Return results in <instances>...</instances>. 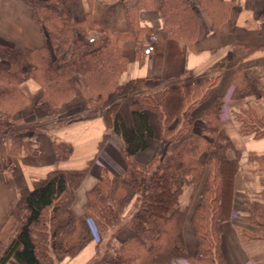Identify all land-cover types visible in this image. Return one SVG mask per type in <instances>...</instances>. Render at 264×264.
I'll return each mask as SVG.
<instances>
[{"label": "trees", "instance_id": "obj_1", "mask_svg": "<svg viewBox=\"0 0 264 264\" xmlns=\"http://www.w3.org/2000/svg\"><path fill=\"white\" fill-rule=\"evenodd\" d=\"M21 1L31 8L34 21L54 43L55 53L52 56L46 46L23 51L0 44V58L10 64L8 70L0 72V109L5 113V123L28 101L20 88L28 78L41 86L43 99L56 104L72 96L68 80L74 74L83 78L92 93V106L101 105L111 92L121 95L142 88L145 79L117 85L125 67L121 43L128 34L109 32L89 18L76 22L56 0ZM212 1L219 7L209 8ZM125 4L130 24L136 23L141 8H155L165 36L189 45L196 34L193 5L206 7L212 14L224 15L226 11V4L219 0H125ZM91 29L101 35L90 36ZM215 82L212 77L138 96L130 105L129 126L118 106H110L104 124L122 141L123 172L109 175L105 168L99 170L80 216L73 214L71 204L91 162L81 169L51 170L33 179L30 187L18 192L10 213L15 227L5 241H0V264L11 257L19 264H59L72 258L93 240L89 220L99 240L95 256L87 264H172L176 258L192 264H227L220 246L221 224L234 211L255 226L245 232L249 238L264 240V190L244 202L243 208L233 207L239 156L236 151L234 157L229 155L233 145L220 126L223 99L218 96L194 112ZM230 82L233 98L252 94L264 100V90L254 80L234 73ZM148 111L156 114L162 152L140 164L133 156L146 148V138L153 134ZM235 119L240 123V133L264 137V117H258L252 109L245 110L244 115L235 114ZM195 120L202 122L199 129ZM11 147L14 153L28 152L32 142L12 137ZM55 150L63 158L69 145L57 143ZM258 169L264 171V157L259 159ZM187 186L194 190L200 186L199 200L190 217L197 239L191 254L182 235L187 208L179 202ZM132 201L133 209L125 218ZM126 225L132 234L115 242V234Z\"/></svg>", "mask_w": 264, "mask_h": 264}, {"label": "crops", "instance_id": "obj_2", "mask_svg": "<svg viewBox=\"0 0 264 264\" xmlns=\"http://www.w3.org/2000/svg\"><path fill=\"white\" fill-rule=\"evenodd\" d=\"M219 1L226 4L224 15L212 14L203 6L191 7L196 34L189 45L165 36L160 14L155 8H141L136 23L130 24L125 0H56L76 22L89 18L109 32L128 34L121 43L125 67L119 73L117 85L145 80L142 88L136 91L121 95L109 93L99 106L91 105L92 93L78 74L68 80L73 89L72 96L58 104L43 99L42 88L33 79L22 82L20 88L28 97L26 104L11 113L8 123L3 121L5 113L0 109V241H5L15 227L10 213L19 190L30 187L33 179L42 178L51 170L81 169L91 162L71 204L73 214L80 216L84 213L87 192L95 185L99 170L105 168L109 175L123 172L122 141L104 124L110 106H118L129 126L130 105L138 96L212 77L216 78L214 86L194 112L218 96L223 99L220 126L233 145L229 155L234 157L236 151L239 156L233 183V207L236 210L243 208L244 202L264 190V171L258 169V161L264 157V137L240 133V123L235 119V114L244 115L248 109L258 117H264V100L252 94L233 98L230 82L232 75L237 73L254 80L256 86L264 90V0ZM216 7L219 6L212 1L209 8ZM89 33L93 37L101 35L93 29ZM151 36L155 38L151 40ZM0 44L23 51L46 46L54 56L52 41L34 21L31 8L21 0H0ZM9 67V62L0 58V72ZM148 122L153 134L146 138V148L133 156L140 164L148 163L162 152L159 125L152 111H148ZM201 123L195 120V128L199 129ZM104 135L103 145L98 148ZM12 137L30 140L31 150L14 153ZM57 143L69 145V152L63 158L56 153ZM200 186L196 190L192 186L185 187L179 198L180 206L187 208L182 235L190 254L197 247L190 217L199 200ZM132 209L133 201L124 212L125 218ZM236 213V216L230 214L221 224L220 246L227 264H264V240L249 238L245 232L255 226ZM88 223L93 240L77 255L60 264H75L73 261L87 247L89 258L78 264H87L94 256L99 234L93 222L89 220ZM131 234V229L123 226L115 234L114 241L120 243ZM4 264L19 263L11 257ZM172 264L191 263L176 258Z\"/></svg>", "mask_w": 264, "mask_h": 264}, {"label": "rangeland", "instance_id": "obj_3", "mask_svg": "<svg viewBox=\"0 0 264 264\" xmlns=\"http://www.w3.org/2000/svg\"><path fill=\"white\" fill-rule=\"evenodd\" d=\"M52 44L54 45V43L52 42ZM55 49V48H54ZM55 53V52H54ZM63 55H64V53H63ZM63 57V56H62ZM231 214V213H230ZM88 249V247L82 252V253H80L78 256H77V258L73 261L75 264H78V263H80V262H82V261H86L88 258H89V256H88V254H89V250H87ZM94 256H95V252H94ZM93 256V257H94ZM92 257V258H93ZM91 258V259H92ZM90 259V260H91ZM89 262V261H88ZM60 264V263H59ZM192 264V263H191Z\"/></svg>", "mask_w": 264, "mask_h": 264}, {"label": "built area", "instance_id": "obj_4", "mask_svg": "<svg viewBox=\"0 0 264 264\" xmlns=\"http://www.w3.org/2000/svg\"><path fill=\"white\" fill-rule=\"evenodd\" d=\"M154 38H155L154 36H151V37H150L151 40H153ZM231 215H232V216H236L237 213L234 211V212H231Z\"/></svg>", "mask_w": 264, "mask_h": 264}]
</instances>
